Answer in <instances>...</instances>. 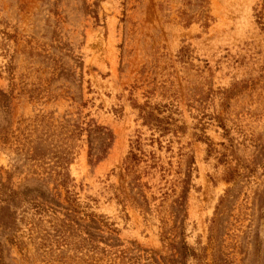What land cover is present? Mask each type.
I'll list each match as a JSON object with an SVG mask.
<instances>
[{"label":"rangeland","instance_id":"rangeland-1","mask_svg":"<svg viewBox=\"0 0 264 264\" xmlns=\"http://www.w3.org/2000/svg\"><path fill=\"white\" fill-rule=\"evenodd\" d=\"M0 264H264V0H0Z\"/></svg>","mask_w":264,"mask_h":264}]
</instances>
